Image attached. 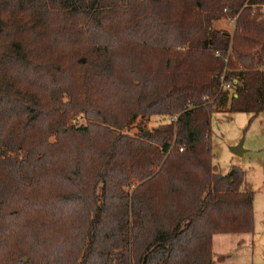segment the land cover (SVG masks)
Returning a JSON list of instances; mask_svg holds the SVG:
<instances>
[{
    "label": "trees",
    "instance_id": "16d2710c",
    "mask_svg": "<svg viewBox=\"0 0 264 264\" xmlns=\"http://www.w3.org/2000/svg\"><path fill=\"white\" fill-rule=\"evenodd\" d=\"M262 7L0 0V264H215V235L252 234L211 117L264 113Z\"/></svg>",
    "mask_w": 264,
    "mask_h": 264
},
{
    "label": "rangeland",
    "instance_id": "374dc122",
    "mask_svg": "<svg viewBox=\"0 0 264 264\" xmlns=\"http://www.w3.org/2000/svg\"><path fill=\"white\" fill-rule=\"evenodd\" d=\"M264 17V7L260 10ZM213 29L234 31V20L227 18L213 23ZM173 121V117L138 119L128 131L138 136L143 127L153 131L160 125ZM78 127L85 120L77 116L71 122ZM211 143L213 164L219 173L227 175L233 167L244 173L241 191L253 195L254 231L252 234L215 235L212 252L215 264H264V113L255 117L246 113H213L211 117ZM240 147L242 156L232 150Z\"/></svg>",
    "mask_w": 264,
    "mask_h": 264
},
{
    "label": "built area",
    "instance_id": "2783aa9c",
    "mask_svg": "<svg viewBox=\"0 0 264 264\" xmlns=\"http://www.w3.org/2000/svg\"><path fill=\"white\" fill-rule=\"evenodd\" d=\"M260 69L261 70H264V60H263V63L261 65V68ZM235 85H236V82H232V83H224V82H222L221 87H222V89L224 91H227L228 92V97L229 98H231L235 94V89H236L235 88ZM204 100H207V99L205 98ZM174 120H175V118H173V121ZM179 151L182 152L183 149L181 148V149H179Z\"/></svg>",
    "mask_w": 264,
    "mask_h": 264
},
{
    "label": "water",
    "instance_id": "95a60500",
    "mask_svg": "<svg viewBox=\"0 0 264 264\" xmlns=\"http://www.w3.org/2000/svg\"><path fill=\"white\" fill-rule=\"evenodd\" d=\"M147 134V132H146ZM233 154L236 155V156H242L243 152L240 150V147H238L237 149H233L232 150Z\"/></svg>",
    "mask_w": 264,
    "mask_h": 264
}]
</instances>
